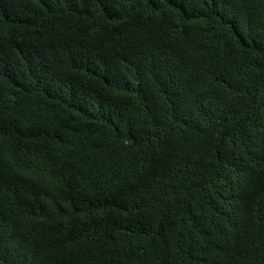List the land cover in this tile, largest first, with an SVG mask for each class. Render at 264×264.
Listing matches in <instances>:
<instances>
[{
  "label": "trees",
  "instance_id": "trees-1",
  "mask_svg": "<svg viewBox=\"0 0 264 264\" xmlns=\"http://www.w3.org/2000/svg\"><path fill=\"white\" fill-rule=\"evenodd\" d=\"M0 264H264V0H0Z\"/></svg>",
  "mask_w": 264,
  "mask_h": 264
}]
</instances>
